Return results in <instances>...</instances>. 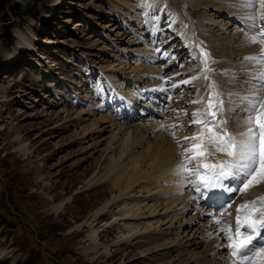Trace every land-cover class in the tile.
Masks as SVG:
<instances>
[{
    "label": "bare ground",
    "instance_id": "obj_1",
    "mask_svg": "<svg viewBox=\"0 0 264 264\" xmlns=\"http://www.w3.org/2000/svg\"><path fill=\"white\" fill-rule=\"evenodd\" d=\"M244 2L138 0L135 6L131 0H115L112 10L126 24L123 27L114 20L103 26L116 36L111 39L115 42H121L125 35H129L127 45L132 47L128 45L130 49H121L123 54L119 65L127 63V57L140 62L138 81L145 93L140 88L133 94L120 97L124 110H137L135 116L124 117L119 111L122 107L114 106L113 102L111 109L118 114L113 115L110 110L99 118L91 116L90 123L83 127L80 134L83 152L88 154L87 158L95 155L97 159L92 163V172L90 168L83 170V178L87 173L91 174L83 179L80 189L86 191L111 185V192L117 195L95 211L89 227L105 217L106 211L119 200L124 205L121 219L128 227L114 245L124 246L123 250L127 246H136L141 264H240L239 256L233 257V249L228 247L230 243L243 239V236H235L237 216L245 236L246 219L264 218V201H257L254 206L250 203L264 197V183L253 184L244 191H231L242 188L243 177H229L222 181L221 187L205 189L207 195L201 197L197 187H203L202 183H195L196 176H187L180 171L181 164L192 153H181L180 144L177 146L174 142L178 132L188 128L195 136L201 131L207 134L208 129L193 120L198 116L201 120L216 122L206 114L205 103L209 96L224 101V111L219 114L226 117L227 123L223 127L230 134L240 138L239 134L247 130L245 121L250 100L245 98L264 96V80L260 79L264 73V62H260L264 37L259 32V28L264 27V19L260 18L264 15V8L260 7V0H255V8L243 6ZM253 15L257 17L255 21L249 18ZM253 24L257 27L253 28ZM126 25H132L128 31H116ZM253 35L259 37L256 43L250 41ZM199 47L209 54L207 65L211 71L206 73L207 79L203 74L202 57L198 54ZM248 57L257 59L249 60ZM50 68L47 67V75L51 74ZM194 75L199 78L192 80ZM184 80L191 82L184 84ZM208 85H215V92L210 93L212 88ZM76 86L83 100L100 97V101H105L102 89L98 94V89L91 91L80 82ZM155 87L162 91H156ZM100 101L92 103L95 106L105 103ZM105 133L112 137L103 144L105 137H101ZM14 134V148L27 165L31 153L20 134ZM195 140H199L194 142L198 145L194 150L196 158L186 163L188 169L199 166L201 175L206 176L213 169L204 165L229 159L224 153L208 155L214 151V145L204 135ZM200 152L205 154L198 155ZM34 180L49 200L51 190L46 186L45 177L39 175ZM236 180L239 185L232 188ZM222 192L230 195L217 199ZM241 205L247 206L242 208ZM62 208L63 204H59L51 212H61ZM132 221H139L141 227L132 225ZM261 227L263 235L253 240L248 248L264 246V226ZM222 228L229 231L222 232ZM229 235L233 236V241L228 240ZM102 238L95 227L89 229L87 240L91 245L81 248L79 253L83 256L92 254L94 258L107 257L109 247L99 244ZM244 254L251 255V252L245 249L241 252ZM256 264H264V259L257 258Z\"/></svg>",
    "mask_w": 264,
    "mask_h": 264
},
{
    "label": "rangeland",
    "instance_id": "obj_2",
    "mask_svg": "<svg viewBox=\"0 0 264 264\" xmlns=\"http://www.w3.org/2000/svg\"><path fill=\"white\" fill-rule=\"evenodd\" d=\"M17 2L0 0V253H5L0 264H141L136 246L123 250L124 246L114 245L128 227L121 219L124 205L119 200L89 227L95 211L117 195L111 185L80 189L91 174L83 178V170L92 172L97 159L83 152V127L91 116L99 118L110 110L116 115L113 102L122 107L124 117L135 116L137 110H124L121 98L140 88L145 93L138 81L140 62L127 57V63L119 65L121 49L132 47L127 45L129 35L115 42L111 39L116 36L103 27L114 20L124 27L126 21L112 10L115 0H41L32 16L23 17L17 13ZM131 2L138 4V0ZM131 26L116 31L122 33ZM46 65L51 66L50 75ZM78 82L91 91L102 89L105 101L100 97L83 100ZM95 101L105 103L95 106ZM189 131L178 132L174 140L183 154L199 141L191 139L196 134ZM14 133L20 134L31 153L27 165L14 148ZM103 137L106 144L112 135ZM191 153L196 156L194 151L187 154ZM39 175L51 190L49 200L35 185ZM225 194L213 197L222 199ZM59 204L62 211L51 212ZM131 224L139 225V221ZM93 227L103 235L99 244L109 247L107 257L79 253L90 247L87 235Z\"/></svg>",
    "mask_w": 264,
    "mask_h": 264
},
{
    "label": "snow or ice",
    "instance_id": "obj_3",
    "mask_svg": "<svg viewBox=\"0 0 264 264\" xmlns=\"http://www.w3.org/2000/svg\"><path fill=\"white\" fill-rule=\"evenodd\" d=\"M245 7L255 8V0H245ZM260 7L264 8V0H260ZM253 21L257 19L255 15L249 17ZM264 19V15L260 17ZM257 26L253 24V28ZM260 36L264 37V27L259 28ZM259 37L253 35L250 37L252 43H256ZM264 42V41H261ZM201 54L203 59L201 63L204 65V78L207 79V72L211 71L207 67V61L209 59V54L201 48ZM249 60L257 59L256 57H248ZM260 62H264V50H262ZM198 76H192V80H197ZM261 80H264V73L261 74ZM191 81L184 80L182 83L189 84ZM175 87V85H174ZM213 89V92L216 90L215 85H209ZM245 99L250 100V103L247 105V119L245 124L248 125L247 130L240 133L239 137L230 134L224 127L227 123L226 117L219 113L224 111V101L218 97L214 99L209 97L207 102V115L211 116V121L201 120L198 116L193 120V123L201 124L202 127L208 129L207 134H204L202 131L197 133V136L204 135L214 145V151L208 153V155H215L216 153H224L229 159L219 161L216 164L204 165L205 168L213 169L210 173L201 175L199 166L195 169H188L186 163H190L191 160L195 159V156L188 157L187 161L182 163L180 166V171L187 176H196L197 180L202 183L204 189L211 190L217 187L222 186V181L229 177H243L242 188L239 189H230L231 191H244L253 184L264 183V96L257 95L251 98L246 97ZM194 103L197 101H193ZM215 109V111L213 110ZM195 115V114H194ZM255 125V127L253 126ZM197 136L192 137L191 139H197ZM189 139V138H185ZM179 143V141L177 142ZM203 143V141H201ZM193 149H185L184 154H187ZM204 152L198 153V155H204ZM197 191H200V188L197 187ZM207 195V193H204ZM257 201H264V197H259L257 200L251 201L250 203L254 206ZM247 205H241V207H246ZM219 223V221H216ZM264 226V218L257 221H252L247 224V229H250L252 233H256V224ZM222 232L229 231L228 229H221ZM235 236L242 237L243 239L238 240L237 242L230 243L229 248H232L233 251L231 255L233 257L239 256L240 264H256L257 258L264 259V246H260L255 249H250L248 246L252 244L254 237L252 235L245 236L241 231V222L239 215L236 218V227H235ZM229 241H233V236H228ZM247 249L251 252V255H241L243 250Z\"/></svg>",
    "mask_w": 264,
    "mask_h": 264
},
{
    "label": "trees",
    "instance_id": "obj_4",
    "mask_svg": "<svg viewBox=\"0 0 264 264\" xmlns=\"http://www.w3.org/2000/svg\"><path fill=\"white\" fill-rule=\"evenodd\" d=\"M40 2L41 0H18L16 10L19 17L32 16L37 10Z\"/></svg>",
    "mask_w": 264,
    "mask_h": 264
}]
</instances>
